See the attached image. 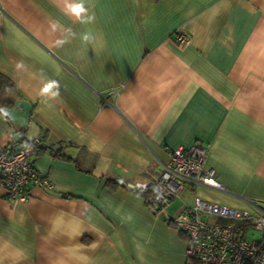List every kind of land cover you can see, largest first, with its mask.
Wrapping results in <instances>:
<instances>
[{"label":"crops","instance_id":"0c3cea01","mask_svg":"<svg viewBox=\"0 0 264 264\" xmlns=\"http://www.w3.org/2000/svg\"><path fill=\"white\" fill-rule=\"evenodd\" d=\"M80 2L0 0L18 93L0 148L40 137L29 159L52 183L0 197V264H187L186 234L136 187L198 143L227 191L185 187L168 216L194 195L264 200V0H83L77 16Z\"/></svg>","mask_w":264,"mask_h":264},{"label":"built area","instance_id":"2783aa9c","mask_svg":"<svg viewBox=\"0 0 264 264\" xmlns=\"http://www.w3.org/2000/svg\"><path fill=\"white\" fill-rule=\"evenodd\" d=\"M176 40L187 41L182 34H177ZM39 145L40 137L17 132L9 145L0 148V197L23 200L31 185L52 188L50 180L29 159ZM207 154V147L198 143L170 149L149 192H142L146 186L136 188L153 215L165 216L186 234L187 260L199 264H264V200L246 199L247 208H235L194 195L180 212L167 215V208L185 187L203 185L227 191L215 170L206 164ZM127 187L134 188L130 184Z\"/></svg>","mask_w":264,"mask_h":264},{"label":"trees","instance_id":"16d2710c","mask_svg":"<svg viewBox=\"0 0 264 264\" xmlns=\"http://www.w3.org/2000/svg\"><path fill=\"white\" fill-rule=\"evenodd\" d=\"M157 2L158 0H152ZM18 93L16 91L14 83L8 79L6 76L0 73V108L1 107H11ZM41 145L37 146L35 150L41 149ZM150 187H146L142 192L148 193ZM187 264H199L198 261L194 259H189Z\"/></svg>","mask_w":264,"mask_h":264},{"label":"clouds","instance_id":"9594fccd","mask_svg":"<svg viewBox=\"0 0 264 264\" xmlns=\"http://www.w3.org/2000/svg\"><path fill=\"white\" fill-rule=\"evenodd\" d=\"M71 10L77 16H79L81 13H87V9L84 6L83 0H81L80 3H77V4L73 5ZM89 19H91V18H89ZM85 39H87V36H85ZM48 87L51 88L52 85H49ZM56 94H58V93H53V95H56Z\"/></svg>","mask_w":264,"mask_h":264},{"label":"rangeland","instance_id":"374dc122","mask_svg":"<svg viewBox=\"0 0 264 264\" xmlns=\"http://www.w3.org/2000/svg\"><path fill=\"white\" fill-rule=\"evenodd\" d=\"M180 196H181V197L185 196L186 198H189V197H188V194H186L185 192H184V193L181 192V193H180Z\"/></svg>","mask_w":264,"mask_h":264}]
</instances>
